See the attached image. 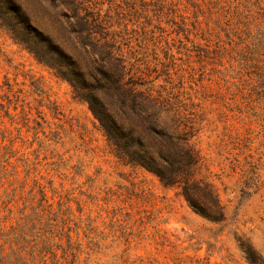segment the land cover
Listing matches in <instances>:
<instances>
[{
	"label": "rangeland",
	"instance_id": "obj_1",
	"mask_svg": "<svg viewBox=\"0 0 264 264\" xmlns=\"http://www.w3.org/2000/svg\"><path fill=\"white\" fill-rule=\"evenodd\" d=\"M10 1L29 28L0 9V201L37 208V259L264 264V0ZM97 86L111 110L129 90L177 109L223 220L117 157L80 96Z\"/></svg>",
	"mask_w": 264,
	"mask_h": 264
},
{
	"label": "trees",
	"instance_id": "obj_2",
	"mask_svg": "<svg viewBox=\"0 0 264 264\" xmlns=\"http://www.w3.org/2000/svg\"><path fill=\"white\" fill-rule=\"evenodd\" d=\"M0 9L19 26L29 28L12 1L0 0ZM76 81L83 79L77 74ZM70 82L75 90L73 80ZM96 89L100 87L81 90L80 96L87 101L117 157L125 165L152 173L163 186L178 188L180 195L201 217L211 222L223 220V207L217 195L199 173L201 160L191 143L192 130L182 123L177 109L171 108L161 95H154L151 90L139 93L129 90L128 103L120 96L121 108L111 110L109 104L97 97ZM7 159L4 164L0 162V182L9 175H16L15 171L8 174ZM39 193V206H44V192L39 190ZM14 194L17 189L10 188L5 201H0V264H44V255L37 259L44 238V226L38 219L37 208L27 212L24 204L14 211L9 206Z\"/></svg>",
	"mask_w": 264,
	"mask_h": 264
}]
</instances>
